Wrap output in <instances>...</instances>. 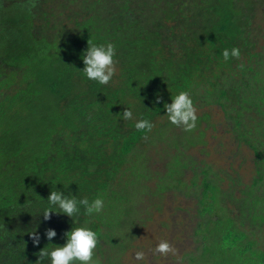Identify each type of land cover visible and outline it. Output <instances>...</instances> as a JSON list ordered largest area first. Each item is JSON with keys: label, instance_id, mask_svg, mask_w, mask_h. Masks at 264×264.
Returning <instances> with one entry per match:
<instances>
[{"label": "trees", "instance_id": "obj_1", "mask_svg": "<svg viewBox=\"0 0 264 264\" xmlns=\"http://www.w3.org/2000/svg\"><path fill=\"white\" fill-rule=\"evenodd\" d=\"M25 3L0 0V264H36L37 253L63 246L72 227L97 233L101 261L105 243L121 247L123 225L137 213L131 206L136 186L149 179L146 148L170 136L172 180L189 168L185 152L205 141L203 117L188 133L166 116L164 104L181 91L190 93L195 107L218 106L238 146L258 152L264 145V79L250 63L262 61L250 36L264 0H38L31 13ZM89 40L116 47L117 73L108 85L82 72ZM233 47L240 49V59L225 61L223 51ZM125 108L133 119H123ZM140 119L155 125L151 132L136 130ZM203 176L201 215L216 230L210 226L199 237L227 253L223 264H264V247L254 249L262 242L252 239L257 227L264 228V196L254 205L249 192L235 201L236 217L257 224L248 234L234 225L233 214L216 206L229 192L209 170ZM171 183L161 185V192ZM52 190L78 200L101 198L104 209L87 216L81 207L70 218L53 208L45 221ZM205 224L194 234L201 235ZM48 228L57 232L52 241L44 236ZM35 231L41 236L38 247L30 236Z\"/></svg>", "mask_w": 264, "mask_h": 264}, {"label": "rangeland", "instance_id": "obj_2", "mask_svg": "<svg viewBox=\"0 0 264 264\" xmlns=\"http://www.w3.org/2000/svg\"><path fill=\"white\" fill-rule=\"evenodd\" d=\"M260 13L251 24L253 34L250 36V40L256 43L254 51L262 54V61L256 58L250 63L251 67L261 70V76L264 79V13L262 11ZM242 57L243 60L249 62L244 54ZM196 108L197 116L203 117L200 125L208 127V131L205 132L203 144L190 147L185 152L192 165L189 163V168L180 172L174 178L176 180H168L171 178L168 171L174 167L171 165L168 170L169 160L166 157V152L173 154L175 152L173 143L169 145L168 138L170 136L164 143L153 142L149 150L148 147L146 148V155L149 158L143 159V163L150 170L149 174H145L149 176V179L143 178L142 184L136 186L138 191L135 192L136 199L131 203L137 213L134 214L132 222L128 220V224L123 225L121 234L125 239H120L123 248L104 244L101 255L103 264L111 263L109 256L118 259L120 264H223V260H227V253L224 251L221 254L216 248L211 249V243L200 238L202 236L204 239L203 233L210 226H215L207 224L208 220L201 215L203 196L202 188L199 186L204 179L205 170H209L210 178L220 186L223 192H229L230 195L229 198L222 195L216 206H219L228 216L233 214L231 217H233L234 225L245 233L250 234L251 230L257 227V224L250 223L251 221L247 219L236 217L237 208H239L236 205L241 203L237 200L246 196L247 192H249L251 205L261 203V198L263 199L264 145L259 146L258 152L247 146H238L237 140L229 131V125L218 106ZM259 120L261 119L258 118L257 121ZM179 145L181 146V144ZM195 163L196 165L193 167ZM184 164L185 162L181 160V166ZM196 175L198 178L195 177ZM195 179H197V186L193 187ZM173 180L174 182L171 183ZM169 181L171 183L170 190L161 192L160 186ZM256 181H259V185L257 190L254 188V193L250 190L256 186ZM142 185H146V187ZM255 195L259 200L253 199ZM210 206L211 204L208 207L210 208ZM201 222H206L205 226L199 230L201 235H195L194 232ZM214 229L216 230V226ZM256 230L257 234L252 239L262 242L260 247L258 243L254 245V249L259 250L264 247V228L263 231H259L258 227ZM249 237L251 236L249 235ZM161 240L169 241L177 249L178 255H169L167 258L152 255L149 250L155 248ZM214 242H217L216 239ZM136 251H145L146 259L135 260ZM194 252L196 253L192 254Z\"/></svg>", "mask_w": 264, "mask_h": 264}, {"label": "clouds", "instance_id": "obj_3", "mask_svg": "<svg viewBox=\"0 0 264 264\" xmlns=\"http://www.w3.org/2000/svg\"><path fill=\"white\" fill-rule=\"evenodd\" d=\"M38 0H26L23 5L29 13L37 6ZM116 47L113 43L96 45L90 40L88 48L83 53L82 59L84 68L83 74L89 79L98 82L101 85H108L114 75L117 73ZM224 60H229L230 57L237 60L241 57V52L238 47H233L231 51L225 49L223 51ZM239 67L243 68V65ZM171 103H165L166 116L169 122L177 128H181L184 132H193L197 128V108L195 107L190 93L181 91L178 95L171 97ZM162 98L157 97L156 102H161ZM123 119H133L131 110L125 108L123 111ZM155 125L149 120L140 119L136 121L135 128L141 132H151ZM147 139V137H145ZM51 207L43 210L42 216L45 221L50 220L53 208L59 209L57 214H65L70 218L80 214L81 207L84 209V214L92 216L94 213H101L104 209V201L101 198H96L89 201L88 198L77 199L75 196L65 195L63 191L52 190L47 198ZM35 246H39L41 242L40 234L35 231L30 234ZM44 236L48 241H52L57 236V232L48 228L44 232ZM66 243L63 246L49 249L44 247L37 253L36 264H43L45 259L50 261V264H102L101 259L96 255V249L100 243L98 235L95 231L88 227H72L70 231L64 233ZM152 255H160L167 258L169 255L177 256V249L167 240H161L155 248L149 250ZM134 259L143 261L146 259L145 251H136Z\"/></svg>", "mask_w": 264, "mask_h": 264}]
</instances>
